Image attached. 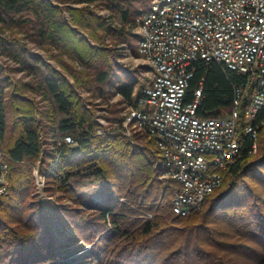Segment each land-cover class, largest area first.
<instances>
[{
    "label": "trees",
    "instance_id": "1",
    "mask_svg": "<svg viewBox=\"0 0 264 264\" xmlns=\"http://www.w3.org/2000/svg\"><path fill=\"white\" fill-rule=\"evenodd\" d=\"M58 1L65 5L50 0H0V31L17 27L25 36H36L44 49L56 48L59 64L74 79L70 84L40 55L31 56L22 38L0 36V55L11 58L18 63L17 69L33 78L32 82L3 80L7 70L0 63V137L11 141L5 145L10 156V193L0 199V264H60L55 261L53 234L37 212L36 202H30L32 169L43 153L42 134L51 139L74 138V143L56 147L59 163L48 183L77 204L78 190L90 185L106 193L104 210L66 208L72 227L93 245L94 264H264V108L256 118V152L251 150L253 139L243 131V114L256 84L246 89L239 105L243 141L234 162L222 171L221 185L200 208L177 216L168 200L178 182L159 178L153 141L142 142L137 136L140 145H136L120 131L98 134L102 125L76 90L84 87L105 98L112 57L118 54L111 45L129 38L131 29L125 24L133 27L137 13L151 0ZM93 5L119 15L122 24L115 26ZM63 53L83 68L66 63ZM242 77L226 75L217 62L200 68L191 82L193 88L199 79L204 80L198 114L226 115ZM28 90L47 102L40 125L34 102L20 95ZM117 90L133 102V83L119 84ZM191 98L189 91L187 100ZM110 111L111 121L121 119L117 109ZM144 211L152 216L139 217Z\"/></svg>",
    "mask_w": 264,
    "mask_h": 264
},
{
    "label": "built area",
    "instance_id": "2",
    "mask_svg": "<svg viewBox=\"0 0 264 264\" xmlns=\"http://www.w3.org/2000/svg\"><path fill=\"white\" fill-rule=\"evenodd\" d=\"M134 28L149 79L131 103L117 91L126 101L121 119L97 133L120 131L136 145L137 136L152 140L159 178L178 182L168 200L172 211L187 216L221 185L222 171L238 156L243 141L238 109L254 84L243 131L253 139L252 152L257 148L256 118L264 108V0H151L137 13ZM213 62L226 75L243 79L226 115L202 116L197 110L204 80L193 88L191 82ZM189 91L192 98L187 100ZM64 141L71 144L74 138L66 135ZM9 158L0 149V199L9 194ZM121 201L128 203L123 197Z\"/></svg>",
    "mask_w": 264,
    "mask_h": 264
},
{
    "label": "rangeland",
    "instance_id": "3",
    "mask_svg": "<svg viewBox=\"0 0 264 264\" xmlns=\"http://www.w3.org/2000/svg\"><path fill=\"white\" fill-rule=\"evenodd\" d=\"M50 1L53 4H58L59 6L65 5V3L59 2L58 0ZM66 4L76 7H80L83 5L81 3L71 2ZM147 6L148 4L146 3L143 4L142 7L146 8ZM92 9H94L99 14H103L104 16L108 17V19H110L115 26H120L122 24L120 16L114 14V12L110 11L106 7L93 5ZM64 14L65 17H67L66 11L64 12ZM125 27L128 30L131 29V35L129 36V38H127L125 42L114 43L111 45L118 54L112 57L113 71L110 75V82L106 87L107 92L105 98L100 96L98 92H94L92 94V91H88L84 87L76 88L78 94L82 98H84L85 105L94 111L95 119L99 124L102 125L101 128L103 129L111 128L114 126L113 123L115 121H111L109 119V117L113 115L110 111V108L112 107L117 109L118 114L121 117V111L126 106V101H124V99L117 94V86L119 84L131 82L134 84V94L135 92H138L149 79V69L144 64L138 53V36L134 33L135 28L133 29V27H131V24L129 25V23L125 24ZM19 29L17 27H15L13 30L5 29L2 32L0 31V36L10 38V36L13 37L14 35L22 38L21 41L25 45L31 56L34 57L36 54L40 55L43 63L51 64L54 68L59 70L64 75V77L70 84H74V79L65 71V69L62 68V66L59 64L58 59L55 57L58 50L56 48H52L50 51L44 49V47L37 43L36 36L31 35L30 33L26 34L25 36L24 33L20 32ZM61 57L66 63L68 62L69 64H73L78 69L83 68L79 61L70 59L64 53L61 55ZM0 63L7 70L6 74L2 77L3 80H5L6 78H10L14 83H16L17 79L23 82H32L33 78L27 73H24V71H20L19 69H17L19 66L18 63L14 62L11 58L5 55H0ZM10 67L16 69L9 72L8 69ZM111 83H113V87L109 88ZM30 91L31 90H28L27 94L22 93L20 95L24 98H30L31 101L34 102L37 110L39 111V113L36 112L35 120L40 125L45 119L41 111L45 110L47 102L41 96V94ZM6 92V94L9 95L8 90ZM133 94L132 96H134ZM10 111L11 110H9V112ZM240 112L241 110H239V113ZM65 136L61 138L59 136H54L51 139L48 135L44 136V134H42L43 153L40 161L36 163L34 165V168L32 169V174L34 176V188L32 189V193L30 195L31 197H33L31 198L30 202H36L38 207L37 212L44 218L47 227L53 234L56 243L54 251L56 262L60 264H66L64 256L62 254L63 246L60 242L59 237L60 227L62 226L66 229L68 234V253L75 255L82 249V247H87L90 250V264H94V252L92 247L93 245L85 243L80 234L72 227L69 217L67 216L68 213L66 211V208L72 207L86 210H104L106 203V193L94 184L88 186L87 189L84 190H78V186L75 184L74 188L78 190L79 196L81 198L80 204H77L69 196L62 195L59 190H56L54 188V184L48 183L49 177L53 174V172H55V168L59 163L60 152L56 149V147L60 145V143L65 142ZM142 137L143 136H140V138L143 140L142 142L146 141L144 137ZM6 139L0 137V149L3 152L7 153V151L5 150V145L7 146L9 142L11 143V141H7ZM139 140L140 139L137 138V143L140 144ZM68 144L69 143H67L66 145ZM256 150L254 152H256ZM107 224L108 229H110V223L108 222ZM79 241L82 243L81 246L78 244Z\"/></svg>",
    "mask_w": 264,
    "mask_h": 264
},
{
    "label": "bare ground",
    "instance_id": "4",
    "mask_svg": "<svg viewBox=\"0 0 264 264\" xmlns=\"http://www.w3.org/2000/svg\"><path fill=\"white\" fill-rule=\"evenodd\" d=\"M67 231L64 227H60V242L62 243L63 249L62 254L66 264H90V250L87 247H82V249L75 255L68 253V241H67ZM81 246V242L78 243ZM61 247V246H60Z\"/></svg>",
    "mask_w": 264,
    "mask_h": 264
}]
</instances>
